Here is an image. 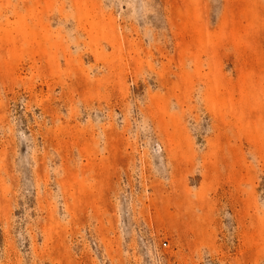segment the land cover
Returning a JSON list of instances; mask_svg holds the SVG:
<instances>
[{
    "label": "rangeland",
    "instance_id": "374dc122",
    "mask_svg": "<svg viewBox=\"0 0 264 264\" xmlns=\"http://www.w3.org/2000/svg\"><path fill=\"white\" fill-rule=\"evenodd\" d=\"M0 264H264V0H0Z\"/></svg>",
    "mask_w": 264,
    "mask_h": 264
}]
</instances>
